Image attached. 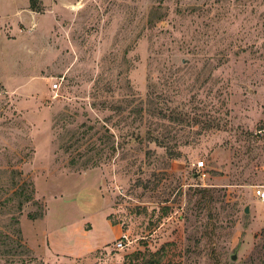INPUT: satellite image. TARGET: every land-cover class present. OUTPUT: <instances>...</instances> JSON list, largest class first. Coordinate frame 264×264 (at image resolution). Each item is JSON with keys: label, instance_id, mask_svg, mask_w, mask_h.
I'll use <instances>...</instances> for the list:
<instances>
[{"label": "rangeland", "instance_id": "1", "mask_svg": "<svg viewBox=\"0 0 264 264\" xmlns=\"http://www.w3.org/2000/svg\"><path fill=\"white\" fill-rule=\"evenodd\" d=\"M38 1L0 0V264H264V0Z\"/></svg>", "mask_w": 264, "mask_h": 264}, {"label": "built area", "instance_id": "2", "mask_svg": "<svg viewBox=\"0 0 264 264\" xmlns=\"http://www.w3.org/2000/svg\"><path fill=\"white\" fill-rule=\"evenodd\" d=\"M53 88L54 89H59V84L58 83H54L53 85ZM255 196L257 198H259L261 201L264 202V187H258L256 190H255ZM124 238H126L125 236H123L122 239H120V242L117 243L116 247L118 249H122L125 247V241H124Z\"/></svg>", "mask_w": 264, "mask_h": 264}, {"label": "trees", "instance_id": "3", "mask_svg": "<svg viewBox=\"0 0 264 264\" xmlns=\"http://www.w3.org/2000/svg\"><path fill=\"white\" fill-rule=\"evenodd\" d=\"M30 8L33 11H39L40 7H39V1L38 0H30ZM262 237H264V228L261 231L260 234ZM264 254V253H263Z\"/></svg>", "mask_w": 264, "mask_h": 264}, {"label": "water", "instance_id": "4", "mask_svg": "<svg viewBox=\"0 0 264 264\" xmlns=\"http://www.w3.org/2000/svg\"><path fill=\"white\" fill-rule=\"evenodd\" d=\"M249 211V209H246V212H248ZM237 259V256L236 255H234L233 256V260H236Z\"/></svg>", "mask_w": 264, "mask_h": 264}]
</instances>
